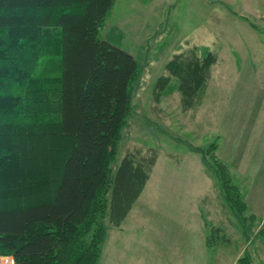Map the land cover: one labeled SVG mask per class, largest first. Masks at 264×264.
I'll use <instances>...</instances> for the list:
<instances>
[{"label": "trees", "instance_id": "obj_1", "mask_svg": "<svg viewBox=\"0 0 264 264\" xmlns=\"http://www.w3.org/2000/svg\"><path fill=\"white\" fill-rule=\"evenodd\" d=\"M114 1L0 0L3 264H98L105 219L119 226L150 177L154 148L117 160L141 67L100 34ZM201 49L173 55L155 100L172 78L185 109L202 98L217 56Z\"/></svg>", "mask_w": 264, "mask_h": 264}, {"label": "rangeland", "instance_id": "obj_2", "mask_svg": "<svg viewBox=\"0 0 264 264\" xmlns=\"http://www.w3.org/2000/svg\"><path fill=\"white\" fill-rule=\"evenodd\" d=\"M114 2L100 34L141 67L117 160L158 156L121 224L105 219L98 264H264V24L245 12L252 2ZM192 47L217 56L202 98L185 109L172 78L155 100L167 62Z\"/></svg>", "mask_w": 264, "mask_h": 264}, {"label": "crops", "instance_id": "obj_3", "mask_svg": "<svg viewBox=\"0 0 264 264\" xmlns=\"http://www.w3.org/2000/svg\"><path fill=\"white\" fill-rule=\"evenodd\" d=\"M250 2H252V5L249 8H247L245 12L248 13L247 11H249V14L258 13L257 16H258L259 21L264 24V0H250ZM262 253L264 254V252H262ZM182 259H184V258H182ZM199 261H202L201 256L199 257ZM173 262H174V260L169 259V260H166L165 262L163 261L162 264H173ZM237 262H238V260H237ZM153 263L156 264L155 262H153Z\"/></svg>", "mask_w": 264, "mask_h": 264}]
</instances>
